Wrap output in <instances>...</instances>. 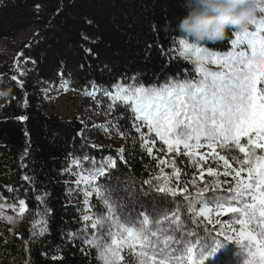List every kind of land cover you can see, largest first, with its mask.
Returning <instances> with one entry per match:
<instances>
[{
	"label": "trees",
	"instance_id": "trees-1",
	"mask_svg": "<svg viewBox=\"0 0 264 264\" xmlns=\"http://www.w3.org/2000/svg\"><path fill=\"white\" fill-rule=\"evenodd\" d=\"M181 3L182 0H0V41L14 39L29 27L37 28L21 50L25 53L21 68L31 71L22 81L23 89L11 79L14 65L9 68L5 64L0 69V89H11L10 95L0 100V213L16 220L14 224L0 220V264H23L25 258L32 264H103L95 249L81 239H70V234H79L86 223L82 219L85 206L74 192L72 174L74 164L89 172L90 160L82 159L84 156L107 162L108 158L117 159L121 148L126 149L127 163L117 160L118 168L111 170L110 179L100 177L97 187L103 189L109 183L115 187L117 178L134 176L137 184L154 180L155 186L164 188L156 179L160 153L153 147L149 155L139 143L140 134L132 126L130 101H113L99 91L103 108L125 135L118 148L98 146L86 136L85 125L79 118L65 119L46 111L43 85L67 84L82 91L94 81L100 87H111L115 95L116 85L130 87L136 83L131 77L139 78L145 87L160 86L171 78H194V65L172 50L174 42L182 37L176 27L185 15ZM86 20L92 23H85ZM235 31L229 30L223 41L200 45L226 51ZM82 35L88 39H82ZM85 48H92L96 56L85 55ZM104 64L110 71L99 70ZM188 170L190 176L186 178L184 171L178 172L179 177L170 188L182 189L187 185L188 192L195 195L199 186L193 185L190 178L196 177V171L191 167ZM25 176L30 180H25ZM37 195L42 199L37 200ZM21 199L24 206L19 205ZM98 200L94 194L89 204L94 220L100 214L110 217L104 202ZM141 201L142 210L155 212V219L167 228L163 216L174 211V207L165 205L161 211L154 206L155 202L150 205L144 197ZM118 203H127L123 192ZM20 207L25 208L23 214ZM180 215L187 225L185 211ZM153 219L149 214L147 227H151ZM42 221L46 222V234L30 235L34 228L36 233L41 231ZM109 222L115 231L116 221ZM139 250L137 245L135 250L122 252L125 260L120 264L135 258Z\"/></svg>",
	"mask_w": 264,
	"mask_h": 264
},
{
	"label": "snow or ice",
	"instance_id": "snow-or-ice-1",
	"mask_svg": "<svg viewBox=\"0 0 264 264\" xmlns=\"http://www.w3.org/2000/svg\"><path fill=\"white\" fill-rule=\"evenodd\" d=\"M258 13L264 14V6ZM85 23L91 24L92 21L86 20ZM249 25L258 26L255 31L248 28L235 31L236 38L231 40L234 51L223 54L209 52L198 43L179 38V56L185 60L194 58L196 70L201 74L195 81L175 80L162 86L154 84L145 87L139 78L131 77L136 83L130 88L116 85L115 95L111 87H100L96 82H90L93 96L99 89L101 95L113 101L131 102L129 106L134 115L132 126L140 134L139 143L149 155H152L156 138L168 146L169 152L182 144L185 150L183 154L189 158L195 155L196 149L205 146L213 151L214 146L238 149L239 153L244 154L242 158L236 157L241 165L236 169L229 159L216 153L225 165L223 176H233L235 185L232 186L227 180L217 181L213 186L198 187L195 196L188 192L187 185L182 189H165L155 186L154 180L137 184L134 176L117 178L115 187L112 183L103 189L96 187L98 203L103 201L111 216L106 218L100 214L95 222L92 215L83 216L86 223L79 234H70V239H81L82 243L95 249L97 259L103 264H120L125 260L122 251L125 248L135 250L137 245L140 249L138 254L135 258L130 257L125 264H137V261L138 264H226L222 257L232 251L228 243L238 247L235 255L244 257L243 264H264V154L256 153V149H264V143L257 142L264 141V15L259 21L253 18ZM156 27L153 26L154 29ZM82 39L87 40L88 37L82 35ZM242 45H246L247 50L242 49ZM84 51L87 56H96L92 48H85ZM17 56L11 79L23 89L24 83L18 80L17 73L23 74L20 64L24 61L25 53H18ZM206 63L217 65L219 70H209L205 67ZM99 70L110 71V68L104 64ZM24 103L27 104V100ZM141 127H146L147 133H155V136H146L141 132ZM117 131L124 137L123 132ZM242 137H247V145L252 147L242 144ZM125 152L126 149L121 148L117 159L108 158L107 162H95L88 156L82 159L90 160L89 175L94 180L100 177L110 179L111 170L118 168L117 160L127 163ZM175 163L173 160L174 169ZM175 171L178 173L179 169ZM244 171L248 173L247 180L240 179ZM207 172L209 176L218 175L211 167L207 168ZM24 179L30 180V177L25 176ZM195 183L193 180L192 184ZM222 183L229 184V187L222 190ZM140 185L148 187L142 188ZM121 192L127 200L123 205L118 203ZM157 193L163 195L158 196ZM85 195L91 197L94 193L87 191ZM141 197L147 198L150 205L155 202L154 206L161 211L165 205L174 207V211L163 216L167 228L155 219V212L142 210L144 203ZM35 198L42 199L39 195ZM113 204H116V208ZM19 205L24 206L25 201L19 200ZM11 207L15 208L16 205ZM182 210L186 213L184 220L188 221L187 225L182 221ZM19 212L23 214L25 208L20 207ZM229 213L234 217V220L229 217L231 222L213 218V214L220 217ZM149 214L154 217L151 227L146 226ZM0 220H6L9 224L16 222L14 217H5L3 213H0ZM109 220L116 221L115 231ZM40 223L41 231L36 233L34 228L30 235L46 234L47 229L43 226L46 222ZM217 226H220L219 230ZM229 232L234 235H229ZM81 252H84L83 248ZM28 255H31L30 251ZM23 264H32V261L25 258Z\"/></svg>",
	"mask_w": 264,
	"mask_h": 264
},
{
	"label": "rangeland",
	"instance_id": "rangeland-1",
	"mask_svg": "<svg viewBox=\"0 0 264 264\" xmlns=\"http://www.w3.org/2000/svg\"><path fill=\"white\" fill-rule=\"evenodd\" d=\"M264 14L257 13L256 18L259 21ZM258 25H249V31H255ZM37 28L36 27H29L23 30L16 38L14 39H4L0 41V69L3 65L6 64L9 68L15 65L18 56V53H21V50L28 41L31 40L32 36L35 34ZM236 36L234 35V39ZM179 39L174 42L173 52L179 56ZM191 42V41H190ZM205 47L203 45H200ZM242 49L247 50L246 45L240 46ZM207 48V47H206ZM209 52L212 53H227L229 51H234L233 46L226 50V51H217L213 49L207 48ZM238 50V49H235ZM250 51V50H249ZM183 58V57H182ZM190 61L195 68L196 76L192 78L193 81L200 78V73L196 70V61L195 59L187 60ZM205 67L211 71L219 70L217 65L206 63ZM20 71L23 74L18 73V80L23 81L28 75L31 74L29 69L21 68L20 64ZM181 80L171 78L168 82ZM187 80V79H182ZM163 85V84H162ZM160 85V86H162ZM126 88L128 87L126 84L123 85ZM116 94L117 88L114 87ZM43 90L47 99V106L46 111L51 114H58L65 119H71L73 117L79 118L85 125L86 128V136L96 145L98 146H112V147H120L122 145L121 136L118 134L117 128L110 118L109 114L103 108L100 100L98 99L99 89L96 91L95 96L92 93V87L78 91L74 90L69 87L67 84L59 85L58 87H53L50 84H44ZM1 100V99H0ZM139 123V122H136ZM144 130L146 136L154 137L155 133L148 134L146 127H141V131ZM253 138L255 136L253 134ZM247 137L241 138V143L245 144L246 147H252L247 145ZM258 143H264V141H257ZM157 151L160 153V166L156 174V179L163 185L164 188H170L171 183L177 180L179 177V173L175 171V169H179L180 171H184V175L190 176L191 171L188 170L189 167L191 169H195L196 177L190 178V181H196L195 185H198L199 188H203L205 185L213 186L217 183V181L223 182L224 180L229 181L232 186L235 185V180H233V176H223V171L225 170V165L223 161H220L216 153L220 155H224L226 159H229V163L232 165L233 168H240L241 165L237 162L236 157H243V153H239L238 149L235 150H228L227 147H215V151L212 149L207 148V146L196 149L195 155L191 158L185 156L183 145H179L176 150L169 152L168 146L164 145L159 138H156V144L153 146ZM152 147V148H153ZM163 149V150H161ZM177 151L179 155H177ZM257 155L264 154V149H256ZM175 160V169L172 166V161ZM164 161V163H161ZM187 166V168H183ZM213 168L215 172L218 173L217 176H209L207 172V168ZM72 174L74 175L73 183L75 185L74 192L78 199L84 204L85 206V215H92L90 210L89 204L91 197H87L85 193L87 191H93L95 194L96 180L89 175V172L83 169L79 164H74L72 168ZM201 175L203 179H201ZM234 175V173H233ZM248 173L247 171L241 172L240 179L247 180ZM196 187V186H195ZM229 187V184L222 183V190H226ZM197 189V188H195ZM207 195V193H205ZM196 195V194H195ZM193 195V196H195ZM6 213V209L3 210ZM93 216V215H92ZM227 218H224V217ZM229 217H232V214L229 213L227 215H223L220 217H215L213 214L214 219H221L228 222ZM224 218V219H223ZM234 220V217H232ZM95 222V220H93ZM220 227V226H218ZM229 235H234L233 233L229 232ZM228 247L232 249L231 253L227 254L222 259L226 260V264H243V256L237 257L235 252L238 251V247L234 244L228 243ZM130 249L125 248L122 252H128ZM122 254V253H121ZM207 264V262H205Z\"/></svg>",
	"mask_w": 264,
	"mask_h": 264
},
{
	"label": "clouds",
	"instance_id": "clouds-1",
	"mask_svg": "<svg viewBox=\"0 0 264 264\" xmlns=\"http://www.w3.org/2000/svg\"><path fill=\"white\" fill-rule=\"evenodd\" d=\"M264 0H182L185 15L177 24L183 38L205 44L223 41L229 30H245L256 17ZM11 89H0V99Z\"/></svg>",
	"mask_w": 264,
	"mask_h": 264
}]
</instances>
